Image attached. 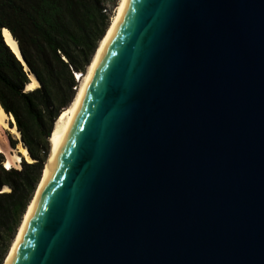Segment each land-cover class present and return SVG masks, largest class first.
<instances>
[{"label":"water","instance_id":"95a60500","mask_svg":"<svg viewBox=\"0 0 264 264\" xmlns=\"http://www.w3.org/2000/svg\"><path fill=\"white\" fill-rule=\"evenodd\" d=\"M74 91L2 264H264V0H120Z\"/></svg>","mask_w":264,"mask_h":264},{"label":"trees","instance_id":"16d2710c","mask_svg":"<svg viewBox=\"0 0 264 264\" xmlns=\"http://www.w3.org/2000/svg\"><path fill=\"white\" fill-rule=\"evenodd\" d=\"M103 9L105 0H0V107L13 117L32 158L6 169L0 152V189L8 187L0 191V264L40 178L53 121L74 95V73L85 71L108 26ZM3 28L26 70L5 43ZM28 73L39 85L24 91Z\"/></svg>","mask_w":264,"mask_h":264},{"label":"bare ground","instance_id":"6f19581e","mask_svg":"<svg viewBox=\"0 0 264 264\" xmlns=\"http://www.w3.org/2000/svg\"><path fill=\"white\" fill-rule=\"evenodd\" d=\"M119 1H120V0H117L116 6H115V8H114V11H113L112 15H111L110 18H109L108 26H107V28H106V30H105L103 36L101 37V39L98 41L97 46H96V49H95L94 53L92 54V56H91V58H90L88 64L86 65L85 71L87 70L88 66L90 65V63H91V61H92V59H93V56H94V54H95V52H96V50H97V48H98V46H99V44H100L102 38L104 37V35H105V33H106V31H107V29H108V27H109V24H110V22H111V20H112V17H113V15H114L115 11H116V8H117V6H118V4H119ZM1 31H2L1 34H2V37H3L4 41H5V43L10 47V49L13 51V53H14L18 58H20V54H19V50H18V47H17V43H16V41L12 38V36L10 35V33L8 32V30H7L6 28H3ZM23 66H24V65H23ZM24 69L26 70L27 67L24 66ZM85 71L82 72V73H80V76H79V78H78L79 83L82 81V78H83V76H84ZM75 73H76V72H75ZM28 76H29V81L25 84V86H24V88H23L24 91H28V90L34 89V88H36V87L39 85L38 81L35 79V77H34L31 73H28ZM65 107H66V106H65ZM65 107H63V108L60 110V112L58 113V115H57L56 118L54 119L53 124H54L55 120L58 118L59 114L63 111V109H64ZM11 120L13 121V117H12L11 115L6 114V113L2 110V108L0 107V129H2V130H3V129L8 130L9 133H11L12 135H14L15 137H18V136H19V132H18V130L16 129L15 125H14V124H13V125L9 124V122H10ZM53 124H52V128H51V130H50V132H49V135H48V137H47V141H48L49 146H50V136H51V132H52V129H53ZM2 130H0V131H2ZM3 149H4V148H3ZM3 149H2V150H3ZM18 150L20 151L21 156L24 157L25 160H26L27 162H31V161H32V158L28 155L27 150H26L25 147H23L22 145H18ZM48 150H49V148H48ZM0 151H1V145H0ZM4 151H5V150H4ZM1 152H2V151H1ZM3 153H4V152H3ZM4 154H5V158L3 159L2 163H4V165H7V167H9V168H10V167H13V166H14V167H17V165H18V163H19V161H20V159H21V156L17 155V154L14 153V152H13V153H7V152H6V153H4ZM47 162H48V155H47V158H46L45 163H44V165H43V169H42V171H41V175H42V173H43V170H44V168H45ZM41 175H40V177H41ZM39 179H40V178H39ZM38 181H39V180H38ZM37 183H38V182H37ZM36 185H37V184H36ZM35 188H36V187H35ZM5 189H7V191H8V187H7V186H3L2 189H0V191H5ZM34 190H35V189H34ZM33 192H34V191H33ZM28 203H29V202H28ZM27 205H28V204H27ZM27 205H26V207H27ZM25 209H26V208H25ZM24 211H25V210H24ZM23 213H24V212H23ZM22 215H23V214H22ZM21 217H22V216H21Z\"/></svg>","mask_w":264,"mask_h":264},{"label":"rangeland","instance_id":"374dc122","mask_svg":"<svg viewBox=\"0 0 264 264\" xmlns=\"http://www.w3.org/2000/svg\"><path fill=\"white\" fill-rule=\"evenodd\" d=\"M117 3V0H105V8H106V12L108 13V16L110 18V16L112 15L113 11H114V8H115V5ZM76 80V79H75ZM75 86L72 87L73 90H75L77 84H79V80L77 79L75 81ZM9 124L13 125L14 124V120L10 121ZM15 125V124H14ZM16 127V126H15ZM2 130V129H0ZM47 140V139H46ZM11 141H14L16 142L14 146H11ZM47 144H48V141H47ZM0 145H1V151H2V154H3V157L5 158V154L4 153H16L17 155L21 156V153L20 151L18 150V145H22L23 146V143H22V140L20 139V134L18 137H15L14 135H12L11 133H9L8 130H5L3 129L2 131H0ZM24 147V146H23ZM4 148V149H3ZM48 148H49V144H48V147H47V152L45 154V160L47 158V155H48ZM3 149V150H2ZM5 150V151H4ZM0 151V152H1ZM4 152V153H3ZM22 157V156H21ZM23 159L25 160V158L23 157ZM45 160H44V163H45ZM26 161V160H25ZM43 163V165H44ZM2 165H4V163H2ZM12 168H20V161L17 165V167H12ZM43 169V168H42ZM10 246V245H9ZM9 248V247H8ZM3 262V260H2ZM2 264V263H1Z\"/></svg>","mask_w":264,"mask_h":264},{"label":"snow or ice","instance_id":"6c2138e0","mask_svg":"<svg viewBox=\"0 0 264 264\" xmlns=\"http://www.w3.org/2000/svg\"><path fill=\"white\" fill-rule=\"evenodd\" d=\"M5 167H7V165H5ZM5 191H7V189H5Z\"/></svg>","mask_w":264,"mask_h":264},{"label":"built area","instance_id":"2783aa9c","mask_svg":"<svg viewBox=\"0 0 264 264\" xmlns=\"http://www.w3.org/2000/svg\"><path fill=\"white\" fill-rule=\"evenodd\" d=\"M106 9H103V11H105Z\"/></svg>","mask_w":264,"mask_h":264}]
</instances>
